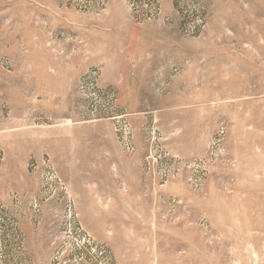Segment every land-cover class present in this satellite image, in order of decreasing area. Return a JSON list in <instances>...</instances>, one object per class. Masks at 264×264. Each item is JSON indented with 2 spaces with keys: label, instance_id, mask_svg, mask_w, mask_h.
I'll use <instances>...</instances> for the list:
<instances>
[{
  "label": "rangeland",
  "instance_id": "rangeland-1",
  "mask_svg": "<svg viewBox=\"0 0 264 264\" xmlns=\"http://www.w3.org/2000/svg\"><path fill=\"white\" fill-rule=\"evenodd\" d=\"M0 264H264V0H0Z\"/></svg>",
  "mask_w": 264,
  "mask_h": 264
}]
</instances>
